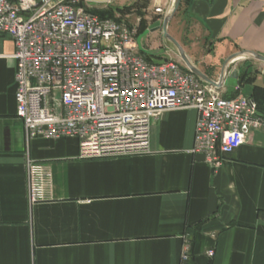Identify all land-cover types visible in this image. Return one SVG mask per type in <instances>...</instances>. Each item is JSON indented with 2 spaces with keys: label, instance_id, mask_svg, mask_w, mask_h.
Instances as JSON below:
<instances>
[{
  "label": "crops",
  "instance_id": "0c3cea01",
  "mask_svg": "<svg viewBox=\"0 0 264 264\" xmlns=\"http://www.w3.org/2000/svg\"><path fill=\"white\" fill-rule=\"evenodd\" d=\"M172 5L150 0L148 9L162 21ZM174 16L169 36L213 81L232 55L264 56V0H180ZM156 33L141 44L162 63L167 52L148 42ZM14 52L0 35V264H264V128L211 166L192 152L196 112L167 111L151 125L149 154L80 159L75 139L26 141ZM226 69L237 75L235 91L243 73L264 87L263 62L237 58ZM251 90L245 85L236 96ZM28 160L51 169L52 201L29 206ZM184 238L191 250L182 260Z\"/></svg>",
  "mask_w": 264,
  "mask_h": 264
},
{
  "label": "built area",
  "instance_id": "2783aa9c",
  "mask_svg": "<svg viewBox=\"0 0 264 264\" xmlns=\"http://www.w3.org/2000/svg\"><path fill=\"white\" fill-rule=\"evenodd\" d=\"M77 2L0 0V35L15 46L16 115L26 141L75 139L84 160L146 155L160 114L194 110L192 152L217 166L264 128L252 99L223 98L170 59L147 62L136 28L100 19ZM26 177L29 206L53 200L47 165L28 160ZM190 250L184 238L182 260ZM205 255L211 259L214 250Z\"/></svg>",
  "mask_w": 264,
  "mask_h": 264
},
{
  "label": "trees",
  "instance_id": "16d2710c",
  "mask_svg": "<svg viewBox=\"0 0 264 264\" xmlns=\"http://www.w3.org/2000/svg\"><path fill=\"white\" fill-rule=\"evenodd\" d=\"M9 2H14L15 0H8ZM70 0H65V2H69ZM79 6L85 7L84 0H78ZM188 0H182V3L186 4ZM85 3V4H84ZM150 0H137L132 5L124 6V7H116L110 4L98 5V4H86L85 9L99 17L100 19H109L113 20L118 24H122L128 28L132 26L129 24L130 20L126 19L127 16H134L138 23L136 24V38L142 34L149 26V24L157 21L158 17L153 16L150 17L147 14V9L149 6ZM139 55L142 56L147 62H151V58L139 52ZM185 72H188L185 68H183ZM189 73V72H188ZM256 76L255 74H247L243 73L239 78V89L234 93L227 95L224 94L223 97L232 99L234 98L241 87L245 85H249L252 87L251 93L248 98L252 99L256 105L258 114L260 116H264V87L256 85Z\"/></svg>",
  "mask_w": 264,
  "mask_h": 264
},
{
  "label": "water",
  "instance_id": "95a60500",
  "mask_svg": "<svg viewBox=\"0 0 264 264\" xmlns=\"http://www.w3.org/2000/svg\"><path fill=\"white\" fill-rule=\"evenodd\" d=\"M85 1L92 4H108L113 0H85ZM179 5H180V0H173V5L169 9V11L164 15L163 20L156 21L150 24L148 28L136 38L138 51L149 57L156 55L158 53L156 50H148L143 48L141 41L150 34L161 31L163 39L175 49L177 56L179 57V59L181 60V62L183 63V65L190 74H192L198 81L207 84L209 87L215 89H220L222 87H225L226 93L232 94L235 91V89L238 87V80H237V75L235 73L231 75H227L226 68L229 65V63L237 58L253 59L264 63V56L250 52H240L235 55H232L224 63L221 78H219L217 81L211 80L210 78H208L202 72L199 71V69L189 59V57L182 49V47L172 37H170L167 32L168 25L171 19L173 18L174 14L177 12ZM225 74L227 75V77L226 79L223 80Z\"/></svg>",
  "mask_w": 264,
  "mask_h": 264
},
{
  "label": "rangeland",
  "instance_id": "374dc122",
  "mask_svg": "<svg viewBox=\"0 0 264 264\" xmlns=\"http://www.w3.org/2000/svg\"><path fill=\"white\" fill-rule=\"evenodd\" d=\"M70 1H72V0H70ZM76 1H78V0H76ZM137 0H113L112 2H110V3H112V5H114V6H116V7H124V6H129V5H132L134 2H136ZM84 2L86 3V4H92V3H88V2H86L85 0H84ZM172 2H173V0H172ZM77 3H79V1L77 2ZM84 3V4H85ZM110 3H108V4H110ZM86 4H85V7H86ZM98 5H104V4H98ZM84 10H86L85 9V7H83V6H81ZM149 7V6H148ZM87 11V10H86ZM88 12V11H87ZM154 13V12H153ZM147 14H148V16H149V18L150 17H153L154 15H152V12H151V10H149V9H147ZM155 14V13H154ZM176 16V15H175ZM174 16V17H175ZM126 19H128V20H130V25L132 26L131 28H136V24L138 23V21H137V19L134 17V16H127V18ZM152 24V23H151ZM150 25V24H149ZM176 25V20L174 21V26ZM136 30V29H135ZM173 32H174V30H172ZM146 40V38H144V40L143 41H145ZM151 41H153V42H155L156 44H157V46L159 47V48H162L164 51H166L167 52V56L170 58V60H172V61H174V62H176V63H179V64H181V65H183L182 63H181V61L179 60V58H178V56H177V54H176V52H175V49L170 45V44H168V43H166V42H164L162 39H161V33L160 32H157L156 33V35L154 36V37H151L150 39H148V42L150 43Z\"/></svg>",
  "mask_w": 264,
  "mask_h": 264
}]
</instances>
